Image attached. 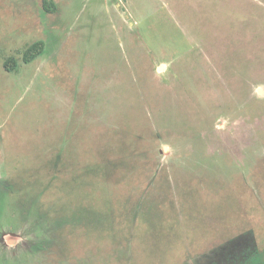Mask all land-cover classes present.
Wrapping results in <instances>:
<instances>
[{"label":"rangeland","instance_id":"rangeland-1","mask_svg":"<svg viewBox=\"0 0 264 264\" xmlns=\"http://www.w3.org/2000/svg\"><path fill=\"white\" fill-rule=\"evenodd\" d=\"M53 2L0 0V264L264 263V0Z\"/></svg>","mask_w":264,"mask_h":264},{"label":"trees","instance_id":"trees-1","mask_svg":"<svg viewBox=\"0 0 264 264\" xmlns=\"http://www.w3.org/2000/svg\"><path fill=\"white\" fill-rule=\"evenodd\" d=\"M43 8L45 12H53L55 8V4L53 0H42ZM42 48V41H38L37 43L31 45L23 54V60L25 62H29L31 59H33L35 56L39 54ZM264 253V249L262 250ZM259 253L254 254V258H252L251 264H264L261 263V261L258 259Z\"/></svg>","mask_w":264,"mask_h":264}]
</instances>
